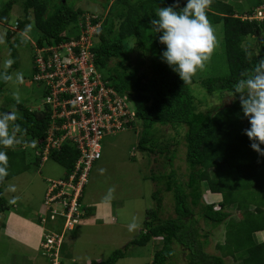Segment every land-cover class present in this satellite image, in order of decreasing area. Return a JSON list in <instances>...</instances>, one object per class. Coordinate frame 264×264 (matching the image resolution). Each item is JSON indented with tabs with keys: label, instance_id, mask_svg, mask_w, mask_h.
Segmentation results:
<instances>
[{
	"label": "trees",
	"instance_id": "obj_1",
	"mask_svg": "<svg viewBox=\"0 0 264 264\" xmlns=\"http://www.w3.org/2000/svg\"><path fill=\"white\" fill-rule=\"evenodd\" d=\"M175 3L176 0H109V10L95 48L97 67L109 75L117 91L129 96L136 109L137 120L144 123L140 150L162 155L166 148L169 149V146L150 143L156 132L149 133V129L155 126L186 128V159L190 171L188 181L180 183L175 171L154 177L157 182L164 181L165 190L173 194L176 216L161 218L163 197L160 191H155L153 197L157 207L147 211L145 230L128 246L145 247L153 239H161L163 246L156 252L153 264H170L177 255L174 243L187 251L189 264H228L227 257L233 258L234 264H264V241L258 242L256 239V234L264 232V157L250 147L251 141L244 134V129L250 128V123L243 115L239 99L229 106L200 110L199 104L204 102L192 93L191 84H185L162 61L161 54L166 50V45L159 42L162 33L154 34L151 31L150 21L158 18L155 15L158 8ZM179 3L182 8L186 0H179ZM263 3L264 0H256L254 7L240 13L235 6L224 0H212L207 17L210 24L223 23L228 73L220 78L202 80L201 84L209 92L233 94V84L240 78V73L264 57V21L249 19ZM13 5L14 0H10L0 9V24L9 20ZM49 8L54 10L49 13ZM24 12L25 18L18 21V28L24 29L31 24L32 15L40 35L36 41L38 47L58 44L69 38L68 32L72 25L75 26L71 34L78 35V23L84 18V12L69 6L67 1L54 5L52 0H26ZM10 36L8 33V38ZM249 37L258 39L260 44L251 62L246 59L244 52L247 48L244 44ZM136 52L139 53L137 65L130 62V56ZM147 64L148 71L142 72V67ZM5 85L0 81V94ZM14 107L18 112L16 123L26 129L22 137L29 140L31 146L34 143L36 157L31 156L26 146L22 151L0 148L8 156V176L5 180L25 173L32 163L37 167L43 163L45 143L39 145L38 141L46 140L54 126L50 104H45L38 111L23 103L15 102ZM59 125L60 122L56 126ZM56 135L60 133L56 132ZM31 158L34 161L28 162ZM78 158V150L66 142L60 150H51L47 161L61 164L66 170L67 179L74 171ZM4 191V184L0 183V214L10 208ZM205 192H210L212 196L221 195L218 209L214 204L203 203ZM79 204L82 213L79 221L83 223L91 209L82 200ZM198 207H201V211L197 220L195 209ZM232 211H238L241 218H233ZM44 218L48 222L53 221L49 214ZM201 218L214 227L225 226L224 243L217 245L220 255L205 251L208 234L199 235L196 227ZM64 220L62 217L57 219L59 222ZM201 237L205 240H201ZM62 253L63 259H69L70 255H67L64 245ZM126 255L127 252L119 250L105 263L92 261L89 264H117ZM61 264L66 263L63 260Z\"/></svg>",
	"mask_w": 264,
	"mask_h": 264
},
{
	"label": "rangeland",
	"instance_id": "obj_2",
	"mask_svg": "<svg viewBox=\"0 0 264 264\" xmlns=\"http://www.w3.org/2000/svg\"><path fill=\"white\" fill-rule=\"evenodd\" d=\"M9 1L0 0V9ZM60 1H67L69 6L82 10L83 16L98 20L100 26L104 23L109 10L107 7L109 0H52V4L55 5ZM224 1L235 6L240 13L254 7L256 2V0ZM25 2L26 0H14L9 20L0 25V33L5 34V43L0 44V66L5 60L12 59L14 63L9 69L10 73L14 74L19 71L24 74L22 85L12 83L5 85L0 94V113L4 110H14L18 114L14 107L16 101L12 96V93L17 91L20 94L21 103L32 110L38 111L45 107V89L34 82L35 44L40 35L34 26L33 16L30 17L33 30L32 40L29 43L21 44L20 32L23 29L16 26L19 20L22 21L25 18ZM53 10L54 8H49V13ZM73 26L75 25L71 26L70 31ZM211 26L215 35L212 57L202 70L197 71L193 77L194 82L190 83L192 93L198 97V100L204 102L199 104L200 110L229 106L238 99V96L233 99L234 93L223 95L220 92H209L201 84L202 80L220 78L228 73L223 23L211 24ZM88 29L89 32L95 30L94 28ZM70 31L69 35H71ZM8 33L11 35L10 38H8ZM95 36L98 35L95 34ZM98 39L96 38L95 42ZM259 46V40L252 37H249L244 44V47L250 48L254 53H258ZM11 49L15 51L14 55ZM130 59V62L137 65L139 53L132 54ZM97 69L106 82L111 84L109 75L98 67ZM0 71H3L2 67ZM146 71H148V64L142 67V72ZM144 128V123L136 119L129 129L120 131L116 135L108 134L104 138L102 158L93 164L84 191L83 203L91 209L90 214L81 226L77 227L72 234L67 235L66 240L62 239V243L65 242L64 249L67 255H70L69 259L66 258L67 264H89L92 261L105 263L115 251L119 250L127 252V255L117 264H153L156 252L163 246L161 239H153L145 247L128 245L139 237L140 232L145 230L147 211L157 207V202L153 197L155 191H160L163 197L161 218L169 219L176 216L173 194L165 190L164 181L157 182L154 177L175 171L180 183H186L190 171L186 159V128H174L168 125L149 129V133L156 132L153 135L154 138L150 140L151 144L159 143L161 146H169V149L166 148L162 155L139 149ZM21 143L13 150L22 151L26 146L28 152L35 158V149L29 140L22 137ZM33 158L28 162L34 161ZM101 169L105 170L103 174L100 172ZM65 177L64 167L56 161L49 160L39 167L32 163L25 173L10 180H4V197L10 208L0 214V264H50L41 246L45 235L62 231L63 222L46 221L42 224L41 220L47 215L46 195L52 181ZM10 185H15V192L10 190ZM110 188H114V193L109 192ZM65 193H67L66 190ZM13 197H18L17 203L10 205L8 201ZM221 200V195L212 196L210 192H205L203 196V203L214 204L216 209L219 208ZM200 211L201 207L195 209L197 220L200 218ZM93 212L97 219L93 217ZM231 213L233 218H241L238 211ZM133 218H136L139 228L130 232L128 224L133 222ZM73 224L74 222L67 228ZM212 225L201 218L196 227L199 235L208 234V245L205 251L209 254L220 255L217 245L224 243L225 226L214 227ZM261 234H256L258 242H262V236L264 238V233ZM201 240L205 239L201 237ZM174 252L177 255L170 264H189L184 247L174 243ZM226 262L234 264L231 257H227Z\"/></svg>",
	"mask_w": 264,
	"mask_h": 264
},
{
	"label": "built area",
	"instance_id": "obj_3",
	"mask_svg": "<svg viewBox=\"0 0 264 264\" xmlns=\"http://www.w3.org/2000/svg\"><path fill=\"white\" fill-rule=\"evenodd\" d=\"M93 19L87 16L80 19L78 35L58 44L36 46L34 58V82L44 87L45 104H50L53 110L54 126L46 140L38 141L39 145L45 143L43 161L51 150H60L66 142L79 152L71 175L52 181L46 195L47 214L53 221L64 218V230H71L79 223L82 215L79 200L93 164L101 159L104 138L130 128L137 117L129 96L108 84L97 69L95 48L99 39L95 42L98 38L95 34L100 33L102 26ZM249 19L264 21V3ZM88 28L95 30L89 32ZM58 122L61 126H56ZM62 239L63 235L52 233L43 244L56 260Z\"/></svg>",
	"mask_w": 264,
	"mask_h": 264
},
{
	"label": "clouds",
	"instance_id": "obj_4",
	"mask_svg": "<svg viewBox=\"0 0 264 264\" xmlns=\"http://www.w3.org/2000/svg\"><path fill=\"white\" fill-rule=\"evenodd\" d=\"M211 3L212 0H186V4L181 8L179 0H176V3L171 6L158 8L155 13L158 18L150 21L151 31L154 34L162 33V35H159V42L166 45V50L161 54L162 61L167 63L185 84H190L197 71L205 67L215 48L214 30L207 17V10L210 8ZM176 9H179V11ZM32 30L33 25L28 24L20 32L21 44H27L32 40ZM68 36H72V34L69 35L68 32ZM4 43L5 34L0 33V44ZM35 46L37 45L35 44ZM244 52L246 59L251 62L254 52L250 48H245ZM13 63L12 59H7L0 66L3 68V71H0V81L5 84L22 85L24 74L19 71L14 74L9 72ZM233 93V99L238 96L243 115L250 123V128L244 129V134L251 141L250 147L264 157V148H261V145H264V57L257 59L254 65L240 73V78L233 84ZM12 96L17 104L21 103L18 91L13 92ZM17 119L14 110L0 113V148L14 149L16 145L22 142V136L26 133V129H22L21 125L16 123ZM136 119L137 117L131 123L134 124ZM32 146H35L34 143ZM104 171V169H101V174ZM7 176V152L0 150V183H3ZM86 185L79 201L84 199ZM9 187L11 191H16L15 185ZM109 192L114 193V188H110ZM17 200L18 197H13L9 199L8 203L14 205ZM43 219L41 220L42 224ZM79 225H82L80 221L71 230H64L63 228L60 233L53 234L63 235L66 240L67 235L72 234ZM138 228L139 224L136 218H133V222L128 224V230L132 232ZM51 234L48 233L47 235ZM47 235H45L41 246L44 249L45 256L53 264H61L63 260L66 263L67 259L62 257V247L65 242L59 247V255L56 260L54 256H50V253L43 246Z\"/></svg>",
	"mask_w": 264,
	"mask_h": 264
},
{
	"label": "crops",
	"instance_id": "obj_5",
	"mask_svg": "<svg viewBox=\"0 0 264 264\" xmlns=\"http://www.w3.org/2000/svg\"><path fill=\"white\" fill-rule=\"evenodd\" d=\"M93 214H94L93 217L96 218V217H95V212H93ZM96 219H97V218H96ZM261 233H264V232H261ZM261 233H258V234L262 235ZM261 241H262V242L264 241L263 236L261 237Z\"/></svg>",
	"mask_w": 264,
	"mask_h": 264
}]
</instances>
